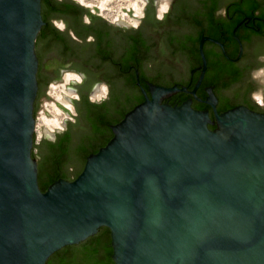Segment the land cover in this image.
<instances>
[{"label": "water", "instance_id": "obj_1", "mask_svg": "<svg viewBox=\"0 0 264 264\" xmlns=\"http://www.w3.org/2000/svg\"><path fill=\"white\" fill-rule=\"evenodd\" d=\"M156 4L0 0V264H264V0ZM64 70L76 120L35 142Z\"/></svg>", "mask_w": 264, "mask_h": 264}, {"label": "flooded vegetation", "instance_id": "obj_2", "mask_svg": "<svg viewBox=\"0 0 264 264\" xmlns=\"http://www.w3.org/2000/svg\"><path fill=\"white\" fill-rule=\"evenodd\" d=\"M83 5L88 6L93 12H96L98 14L103 15L107 19L115 22L116 19L122 18L133 26H138L141 22V16H144L145 11L144 7L147 3V0H77ZM173 0H157L156 4V17L157 18H163L164 12L168 11L170 8V5ZM102 2H105L102 5ZM51 20L54 22L56 26H58L60 29H65L66 22L63 20V17H51ZM69 76V80L66 81V78ZM251 77L252 79L259 83L260 85L264 86V64L260 67L254 68L251 70ZM62 81L54 82L53 80L49 81L48 88L46 89V92H49V88L54 85V83H60L62 86H64V89H66L67 83H70L71 78H76L79 82H82L83 77L77 70H64L62 73ZM63 89V90H64ZM67 90V89H66ZM109 91V86L107 82H101L99 90L94 94H89L90 100H100L103 96L106 97ZM74 95L71 93L72 97H76L80 99V94L78 91H72ZM50 94V92H49ZM60 93L58 92L57 97ZM43 95L40 97V103ZM255 100L259 104H264V95L261 93H255L254 94ZM62 103V102H61ZM72 107L64 104L66 107H68L73 114H78V111L75 108V104L71 102ZM39 107L36 111V113L39 110ZM72 120H76V117H70ZM63 121V120H61ZM61 129H64L65 126L61 125ZM49 128V127H48ZM55 129V128H54Z\"/></svg>", "mask_w": 264, "mask_h": 264}, {"label": "rangeland", "instance_id": "obj_3", "mask_svg": "<svg viewBox=\"0 0 264 264\" xmlns=\"http://www.w3.org/2000/svg\"><path fill=\"white\" fill-rule=\"evenodd\" d=\"M64 86H62L60 83H54V85L52 87L49 88V92L48 94L51 96L50 98H48L46 95H43L42 99H41V104L39 107L38 112L36 113V128H35V133H36V138H35V142H40V139L43 136V129H42V125H46V123L44 122L43 117L47 116L49 118H53L56 116H58L61 120H64V118L66 116L68 117H75L71 114H67L65 110H63L57 103L56 100L60 101L57 98V94L58 92L62 94V91L65 92L66 90H63ZM67 89V88H66ZM74 95L73 92H70ZM61 102V101H60ZM56 106L57 108H59L61 110V112H57L56 108L54 107ZM47 126V125H46ZM62 127V126H60ZM51 131H55V129H50Z\"/></svg>", "mask_w": 264, "mask_h": 264}, {"label": "bare ground", "instance_id": "obj_4", "mask_svg": "<svg viewBox=\"0 0 264 264\" xmlns=\"http://www.w3.org/2000/svg\"><path fill=\"white\" fill-rule=\"evenodd\" d=\"M105 2H102V5L104 4ZM70 78H69V76L66 78V81H68ZM64 90H66V89H64ZM70 92H72V91H70V90H66L65 91V93L66 94H68L69 96H71V93ZM62 103H65L66 105H68V106H70V107H72V105H71V103H70V100H68L67 98H65L64 96H63V94H59L58 95V97H57ZM55 108H56V110H57V112H61V110L59 109V108H57L56 106H54ZM43 119H44V122L46 123V125H47V127H49V129H54V128H56V127H59V126H61L62 125V122L63 121H61V119L58 117V116H56L55 115V117H53V118H49V117H47V116H44L43 117Z\"/></svg>", "mask_w": 264, "mask_h": 264}]
</instances>
